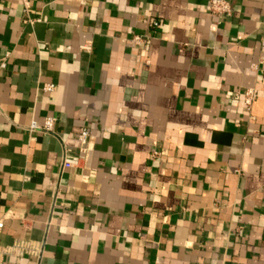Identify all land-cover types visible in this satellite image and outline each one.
Instances as JSON below:
<instances>
[{
    "label": "crops",
    "instance_id": "obj_1",
    "mask_svg": "<svg viewBox=\"0 0 264 264\" xmlns=\"http://www.w3.org/2000/svg\"><path fill=\"white\" fill-rule=\"evenodd\" d=\"M228 1L0 0V264H264V0Z\"/></svg>",
    "mask_w": 264,
    "mask_h": 264
},
{
    "label": "built area",
    "instance_id": "obj_2",
    "mask_svg": "<svg viewBox=\"0 0 264 264\" xmlns=\"http://www.w3.org/2000/svg\"><path fill=\"white\" fill-rule=\"evenodd\" d=\"M24 8V12L27 11L29 8V0H21ZM1 9V5H0ZM209 9L212 14H214L217 17L220 16H229L231 14V5L228 0H209ZM28 22H32V19H26ZM156 25L157 22H154ZM141 36H133L131 42L133 44H139L141 42ZM260 49L264 51V38L261 40ZM54 85L51 83L45 84L43 86V90L45 91H53ZM244 94V103L247 106V108H250L253 100L256 97V90L253 88H247L243 92ZM55 121L54 117H47L42 125H38L36 122H31L29 125L30 130H40V131H51L53 127V123ZM89 131L86 129L80 130V132L77 134V140L79 143V150L80 152L84 153L86 150V146L89 140ZM63 167H69L71 166V162L68 159V156L64 155V160L62 162ZM3 222L0 220V228H2ZM13 251L18 252L19 254L24 253H34L35 249L32 245H30L27 242L18 241L13 244L12 246Z\"/></svg>",
    "mask_w": 264,
    "mask_h": 264
}]
</instances>
